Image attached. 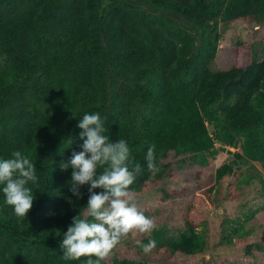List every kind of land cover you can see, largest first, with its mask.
<instances>
[{"label":"trees","instance_id":"obj_1","mask_svg":"<svg viewBox=\"0 0 264 264\" xmlns=\"http://www.w3.org/2000/svg\"><path fill=\"white\" fill-rule=\"evenodd\" d=\"M240 21L264 28V0H0V158L21 151L38 177L25 218L0 194V264H87L89 257L65 260L59 246L87 204V186L69 203L72 170L59 168L80 151L77 125L86 113H99L109 141H127L141 165L134 196L171 176L172 158L211 168L229 155L214 170L209 197L244 167L264 166V61L250 42L237 41L232 69L211 70L221 26ZM150 147L153 170L144 159ZM254 179L264 195V179ZM258 213L226 229L241 238ZM199 229L188 222L173 236L154 228L142 241H156L150 253L141 243L127 246L130 232L101 264H184L207 250Z\"/></svg>","mask_w":264,"mask_h":264},{"label":"clouds","instance_id":"obj_2","mask_svg":"<svg viewBox=\"0 0 264 264\" xmlns=\"http://www.w3.org/2000/svg\"><path fill=\"white\" fill-rule=\"evenodd\" d=\"M77 127L81 130L80 151H73L66 162H60L59 168L72 170L68 182L72 196L66 197L69 203L73 197L83 199L81 188L87 186V204L84 212L74 216L67 230L61 233L59 246L65 260L89 257L87 264H101L123 237L133 231L150 233L155 224L139 210L131 191L141 165L132 163L127 141H109L99 113L84 114ZM144 159L148 169H155L154 148L148 149ZM37 180L36 165L23 152L13 151L10 158H0V194L17 218L27 217L32 210L36 199L29 185ZM140 247L144 253H150L156 241L149 240Z\"/></svg>","mask_w":264,"mask_h":264},{"label":"rangeland","instance_id":"obj_3","mask_svg":"<svg viewBox=\"0 0 264 264\" xmlns=\"http://www.w3.org/2000/svg\"><path fill=\"white\" fill-rule=\"evenodd\" d=\"M221 31L223 39L217 58L211 66L213 72L232 69L234 56L231 48L237 41L250 42L255 57L264 61V28L240 21L228 28L221 26ZM228 157L226 153L220 154L211 168L190 163L181 164V158H172V175L150 190L134 196L137 207L150 214L156 229L165 227L170 235L178 236L187 228L188 222L200 226L199 230L208 239L207 250L202 256L184 260V264H264V195L254 179H264V166L252 164L244 167L235 176L225 179L220 189L215 190L213 196L209 197V188L216 187L214 170L221 167ZM242 174L254 177L250 181L240 180L243 179ZM232 187L240 193L231 191ZM166 192L170 197L166 196ZM250 210L259 213L253 219L245 221V234L241 238L226 229L228 226H242L244 214ZM148 236L149 233L133 231V236L126 240L129 243L127 246L138 248V244H142ZM223 238L233 241L229 243ZM127 246L120 245L118 249H125ZM259 247L263 250L260 251ZM161 254L162 252L157 254L156 258Z\"/></svg>","mask_w":264,"mask_h":264}]
</instances>
